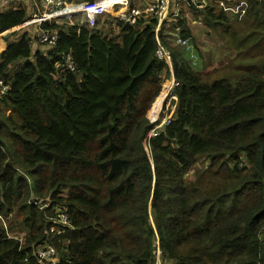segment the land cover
I'll return each instance as SVG.
<instances>
[{"label":"trees","instance_id":"16d2710c","mask_svg":"<svg viewBox=\"0 0 264 264\" xmlns=\"http://www.w3.org/2000/svg\"><path fill=\"white\" fill-rule=\"evenodd\" d=\"M221 1L197 3L192 17L221 31L231 5ZM246 11L248 26L233 32L244 35L241 48L233 46L257 49V60L214 80L194 43L196 62L174 45V30L191 37L188 22L163 24L158 39L179 87L157 137L149 136L171 71L156 57V19L43 20L32 38L9 35L0 53L10 86L0 98V218L20 217L28 233L22 241L0 223V264H47L37 257L47 243L58 264H157L158 251L163 264H264V0H247ZM28 19L24 9L0 11V36ZM111 23L117 34L104 32ZM44 32L57 41L35 50Z\"/></svg>","mask_w":264,"mask_h":264},{"label":"rangeland","instance_id":"374dc122","mask_svg":"<svg viewBox=\"0 0 264 264\" xmlns=\"http://www.w3.org/2000/svg\"><path fill=\"white\" fill-rule=\"evenodd\" d=\"M246 1L247 0H234V2L237 4L233 6V9L231 7L227 9V6H226V10H229L228 11L229 16H227L228 24L231 27H233L234 31L231 30V32H226V29L230 28V26L226 22L225 25L222 26L221 31L214 32V30L205 26V24L204 25L203 23L200 24L203 18L199 17V13H194L195 20L192 17V6H197V3L194 0H171L170 15L171 14L177 15L178 19H185L188 22L187 26L191 33L193 43L201 55L202 65L204 66L203 67L204 74H205L204 77L207 80H214L218 77L227 76L234 69L238 67H243L246 64H250L251 61L255 62L257 60V49L250 51V52H248L249 50L248 49L247 51H244L242 54H239L236 48L233 46L235 45L237 48H241V45H242L241 42H242L244 35L237 36L236 34L237 40H235L233 32L235 31L237 32L239 29L247 25L246 21L248 19V15H247L248 13L246 11ZM131 5L139 6V0H133L131 2ZM110 8L112 7H108V12L102 15V17L97 19L99 21H102V24H104V22L107 21V18H108L107 16L109 13H111ZM144 9L145 8L140 7V10H144ZM105 15L107 16L105 17ZM109 15L112 18L116 17L113 14H109ZM76 18H78L77 20H82V17L80 16ZM62 19H65V18L63 17L59 18V20H62ZM117 19L121 20L120 17ZM64 22H69V21L64 20ZM86 23L87 22H84V24ZM249 27L250 29L254 28L253 22L249 24ZM29 31L31 33L32 29L29 30V28H27L26 30L19 31L17 33H20V34L24 32L29 33ZM110 32L114 34L118 33L117 31H113V30H111ZM8 34L9 32L2 34L0 36V53L4 51V47L7 46V43H6L7 40L13 37V36H9L10 34L9 35ZM36 34H37V31H36ZM176 34L177 33L173 35L176 36ZM35 35H31V36L34 37ZM40 47L41 46L37 43V45L35 46V50H39ZM163 86H162V89H163ZM162 92L163 90L161 91V94ZM161 94L156 100V102L153 104L152 109L148 113L149 119L152 118L150 114L153 112L154 106L157 103V101L160 99ZM162 100H164V97ZM161 105L162 103L160 104L159 109L156 112V114L160 113ZM170 115L171 113L168 114L167 116L165 114L164 116L162 115L163 118L162 116H159V118H161V121H162L166 117L170 118L169 117ZM154 118H156V116ZM198 164L199 166L197 168H193L184 176V181L187 184L189 183L192 184L195 182L196 173L198 169L206 167V166H203V164L206 165L208 164V162L203 160ZM61 213L62 212H58V215H60ZM0 223L2 224V226H4V229L9 230V233L12 237L20 239L22 241L26 240L28 229L22 224L20 217L9 216L7 219H4L3 217V218H0ZM52 229L54 231H58L57 228H52ZM54 233L59 235L58 232H54Z\"/></svg>","mask_w":264,"mask_h":264},{"label":"built area","instance_id":"2783aa9c","mask_svg":"<svg viewBox=\"0 0 264 264\" xmlns=\"http://www.w3.org/2000/svg\"><path fill=\"white\" fill-rule=\"evenodd\" d=\"M19 1V0H14ZM33 1H38V3L41 5V7L45 10L46 15H48L51 18H54L53 20H59V18L63 17L67 20L69 17L75 16V15H83L85 14L86 16V22L88 23V26L94 27L96 26L97 19L103 15L104 11L107 7L104 6V4H99V3H84L80 5H69L67 0H33ZM210 0H204L203 5H206ZM169 0H155L154 3L146 8V10L143 12L139 9H133L130 14L123 15L121 18L122 21L129 23V24H134L138 18L145 17V18H153L158 21V26L156 29L157 33V40H158V47L156 51V57L158 60L163 61L168 65L170 71H171V78L164 83L163 86V91L165 92L164 95V100L161 101V109L160 113L156 114V120L159 122L158 125L151 131L149 137H157L160 135L161 132H163L164 127L168 126L171 123L172 118L175 115L176 107H177V102L178 98L175 94L176 89L179 87V83L177 82L174 72H173V66H172V61H173V54L172 51L166 48L164 45H162L158 39V34L163 26L164 23H168V18H169ZM2 7L0 3V8ZM44 21L41 20V24ZM39 44H47V45H54L55 42L57 41V35L44 32L40 37ZM175 45L180 46L183 48L184 51L189 52V58L193 60V62L197 61V58L194 53V46H193V39L192 37L185 38L181 36L180 34H176L175 36ZM32 45H35V42H32ZM68 69L74 70V66L72 62L70 61V58L67 59V66ZM10 90V86L6 84L3 80H0V98L5 97ZM171 115L169 116L170 118H165L164 120L161 121V116L166 114ZM162 116V118H163ZM173 116V117H172ZM61 226L69 227V219L66 216V214L61 213L59 215L58 219H55ZM62 226V227H63ZM63 227V228H65ZM52 232H58V234L61 233V231H54L52 229ZM37 257L42 263H47V264H58V253L55 250V248L50 245L46 244L43 245L39 248L37 251ZM157 264H163L160 257H161V252L158 251L157 254Z\"/></svg>","mask_w":264,"mask_h":264},{"label":"crops","instance_id":"0c3cea01","mask_svg":"<svg viewBox=\"0 0 264 264\" xmlns=\"http://www.w3.org/2000/svg\"><path fill=\"white\" fill-rule=\"evenodd\" d=\"M67 1H68L69 5H80V4H84V3L105 4L104 5L105 7H107L106 5H108V7H112V8H110L111 9V13H109V14L115 15L116 17H114V19H117L119 17H122L123 15L130 14V12L133 9H139L140 10V7L145 8L144 10H141V11L144 12L146 10V8L150 7L154 3L155 0H139V6L131 5V2L133 0H121V1L120 0H67ZM116 1H118V2H116ZM194 1L196 3H201L202 2V4H203L204 0H194ZM226 1H231V5L229 7H231L232 9H233V6L237 4V3L234 2V0H226ZM0 3L2 5V7L0 8V11L12 8V9H24L28 13L29 19L23 25H21L20 27H17L16 29L10 31L12 33L19 32V31H22V30H26L27 28H29V30L32 29L31 33L29 31L30 35H34L35 30L39 27V25H41V20L54 21L53 20L54 18H51L48 15H46L45 10L41 7V5L38 3V1L19 0V1H15L14 2V0H0ZM169 3H170L169 8H171V0H169ZM218 3L223 4V2L221 0L220 1L218 0ZM137 7H139V8H137ZM228 11L229 10L225 9V13L227 14V16H229ZM107 12H108V8L105 9L104 13H107ZM109 14H108V16H110ZM106 16L107 15H105V17ZM76 17H79V15H75V16L69 17V19H67L66 21H69L68 23L72 24V25L73 24H82L83 22H86L85 14L80 15V17H82V20H77L78 18H76ZM177 19H178L177 15H172V14L170 15V11H169V18L167 19L168 20L167 28L171 27L169 30H171L174 27L175 22H176ZM201 23H203V21L200 22V24ZM101 27H99V28H101ZM103 30H104V32L110 33L111 30L117 31L118 29H117V27L114 24L111 23L108 27H105V29H103ZM10 32H9V34H12ZM175 33L179 34V31L178 30L177 31L174 30L173 34H175ZM31 38H32V36H31ZM35 44H37V43H35ZM174 45H175V43H174ZM5 48H7V46L4 47V51L6 50ZM4 51H2V52H4Z\"/></svg>","mask_w":264,"mask_h":264},{"label":"bare ground","instance_id":"6f19581e","mask_svg":"<svg viewBox=\"0 0 264 264\" xmlns=\"http://www.w3.org/2000/svg\"><path fill=\"white\" fill-rule=\"evenodd\" d=\"M42 34H43V33H42ZM42 34H39L38 37H40ZM39 42H40V39H39ZM179 47H180V46H179ZM185 52H187V51H185ZM188 53H189V52H188Z\"/></svg>","mask_w":264,"mask_h":264}]
</instances>
